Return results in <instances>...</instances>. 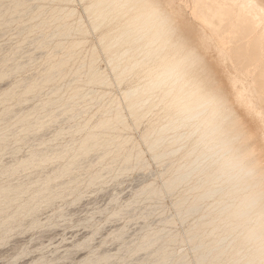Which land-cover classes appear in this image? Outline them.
I'll return each instance as SVG.
<instances>
[{
    "label": "bare ground",
    "instance_id": "1",
    "mask_svg": "<svg viewBox=\"0 0 264 264\" xmlns=\"http://www.w3.org/2000/svg\"><path fill=\"white\" fill-rule=\"evenodd\" d=\"M10 1L11 2H9V0L6 1L9 3L5 5V1L0 0V26L3 25L6 27V25L8 26L11 23H19L18 21L23 19V17L25 18V16H28L32 23L30 22V25L24 27V32H33L36 31V29L37 31L38 29L43 31L42 29L51 28L52 26L51 32H42V36L40 35L39 38L36 37L35 41L37 47H39V49L49 48L50 50L51 47L61 50H55V52L51 49L53 53H48V63H46V67L44 66V73L41 72L42 74H40L39 77L26 78L25 80L21 79V82L2 92L0 103L3 104L4 109L0 110V126L2 125L0 129V152H4L5 148L8 149L10 147L12 144H8L10 137H12V139L14 137L16 141H26V136L24 137L25 139L19 138L20 135H17L18 132L27 133L31 132L32 129L43 128L48 122L50 124L52 121L57 122V118L59 119L60 115H65V117L68 116L69 119L78 118V116L83 114L87 104L90 105L92 101H96L99 104L100 100L103 99L101 96L104 97L106 95L105 91V95L100 94L101 91L97 94L99 89L96 90V93L93 90V86L110 85L111 83L108 74L105 73L106 71L100 70L102 68H99L98 59L100 57V52L98 53L95 47L84 56L82 55L83 57L81 58V45L83 46V43H85V36L91 28H88L90 27L88 24H86L88 27L84 26V24L87 23L86 21L85 23L82 21L75 22L78 17L73 19V16H76L74 14L77 9L72 8L71 6L73 4L71 3L76 0ZM33 1H37L38 3L34 5L32 4ZM78 1L85 2L84 11L87 12L90 18L88 22L89 20L92 22L93 29L91 31L95 30L96 32L105 28L102 29L98 39L100 43H102V49L107 58L106 62L110 65L109 67H111V72L113 73L112 76H114L115 80L119 83L126 81L128 78L129 80L132 78L136 81V85L134 86H132L133 84L131 86L127 84L130 87L123 92L124 101L127 103L125 106L128 107V112H130L135 122H142L143 118L147 116V114L154 112L155 108L158 106H161V110L166 111L168 116L166 124L162 123L164 125L156 126L157 128L153 127L154 129L144 134L149 148H151L152 151L155 150L158 145L163 144L165 140H167V138L164 139L166 136L164 135L165 132L168 130L173 131L172 128L177 129L178 127L184 129L188 127V130L185 131L186 133H182L181 131L184 129L179 128V130H177L178 132L174 129V132L179 133L181 130L180 132L182 133L177 136L174 134V142L179 141V138H185L186 140V138L189 137L188 139H190V136L195 133H198V135L200 134L199 136L203 139L205 136H209L210 138L209 146L206 149L207 151H201L200 149L201 152H198L197 156L195 155V159L192 160V158H188L190 162L188 165L186 164V170L184 169V172L182 170L179 174L180 176L178 175L179 177L175 176V178L168 183V187H173L177 182L182 181L188 175L192 174V172H196L195 174H203L201 182L195 184L196 188L206 187L207 183H216V185L214 184L206 187L204 194H206L207 197L216 194L222 196L229 194L231 195L230 197L233 198L240 195V192L250 189V192H247L244 197L241 198L240 203L233 202L223 205L220 211L218 210L219 212L217 215L211 218L208 225L216 224L215 222H217V225H215L217 230L222 223L226 225H224L225 230H223V234H225L226 231L229 233L230 231L232 232V238L224 249L219 247V243L224 239L225 235L227 238V234L223 236L219 235V233L213 236V243L210 248L212 253L211 260L214 262V259H220V257L225 256L229 253V248L232 249L235 246L243 248V246H247L248 243H252L248 245L246 249L243 248L244 251L241 250L239 253L237 252L238 254H232L233 256L231 259L233 261H231V264H264V183L259 184L258 189L254 191L253 187L260 182L257 180L258 172L253 160H247L242 164L243 158H237L234 155L220 161L221 156H224L231 150H239L241 148V146L238 145V137L241 135L242 130L237 129L234 134H230V128L234 121V117H232L233 110L228 106L225 96L215 89L214 84L207 81V76H204L205 67L203 65V58L199 55L200 53L198 54L196 52L193 45L189 46L185 43V40L189 39H184L185 37L182 36V29H180L179 22L177 23L176 21V17L172 12L173 9H170V7L168 8L167 5L163 3V0ZM188 1H190V5L187 4ZM44 2L49 3V7L41 11L40 8L45 5ZM183 2H185L187 6H191L192 14L199 22L201 21L205 25V28L207 27L208 38H210L213 43L218 44L219 54L225 56V58L230 57L228 63H231L232 66L239 65L243 73L249 74V76H255L257 85L252 88V92L257 96L259 89L264 87V0H172L171 4L173 5V3H176L181 5ZM47 13H49V16L45 17ZM79 20L83 19L80 18ZM201 22L200 24H202ZM17 27L18 26H16V28ZM74 34H76V36L79 35L73 39L72 36L74 37ZM203 34L205 33L203 32ZM59 51H62L61 53L64 54H62L63 56L59 57V59H55L57 57L56 54H60H58ZM44 53H42V55ZM13 57L7 53L6 56H4V58L2 57L3 59L0 60L2 65L0 79H3L15 70L24 69L25 65L21 63H10L14 62ZM33 58L35 57L33 56ZM78 58H81L82 62L78 67L75 66L76 68H74L75 70L72 72V78H70L71 82L68 78L70 84H65L67 89L64 91V88L62 89L64 86L61 81L64 79L66 80L68 72H70L69 70L67 72L66 67L70 63V60ZM28 59H31V57ZM56 79H60L59 81L62 87L53 86L52 89L55 88L53 91L51 89V95L50 92L48 93L50 98L47 100L45 99L41 103L39 102L40 104L38 103V105H34V107H28L30 110L26 113H23L21 109V112L17 110L19 112L16 113L15 110V114L13 113V115H10L12 108L7 105L9 102L16 100L17 104H21L29 100L30 97H27L29 94H34L35 96V94L38 95L40 92L39 95H42L41 90L45 88V85ZM74 83L76 84L73 85ZM18 88H20V90ZM61 90H63L64 93ZM52 94H55L57 98ZM30 100L32 99L30 98ZM79 105H85L86 107L83 106L84 108L80 107V109H78L77 107ZM115 105L114 107L111 106L112 108L104 109V113H102L100 119L91 127L89 125L91 117L82 123L79 121L77 126L75 124V131L84 132V134L81 135L79 139L75 137L71 138V146L69 145L70 142L63 145L58 144L59 146L56 147L53 145V147L45 146L46 149L44 150H42L43 148L41 150L40 148L34 149L27 155L25 154L22 158H15V161L9 165H7L8 163L4 164L3 162L2 164L0 162V243H3L5 239L9 237L8 235L13 228L12 223L14 220L17 221L23 217L34 214L40 209L43 203L53 201V199L62 192L60 190L55 191L57 187L58 189H62L59 187V185L62 187L60 182L59 184L57 183L58 186H56V183L54 185L53 182L58 178L61 179V177L65 176L67 173L70 174L69 172L73 171L75 167H78L77 162H79V160L81 161V159H84L85 156L90 154L93 150L98 152L101 150V152L104 153L101 156L106 154L108 156L111 152L118 153L121 151L124 142H129L130 136L128 138L125 137L124 134L117 132L118 129H120V125L124 126L123 129H125L128 121L126 122L127 119H124L125 116L122 113L124 110H120V106L118 108ZM119 105H121V103ZM13 111L14 110H12V112ZM131 115L129 117H131ZM153 124L150 126H153ZM72 125L73 127H71V124L68 126L74 130V124ZM62 131L65 133L68 130L64 131V129H61V131L57 132V136H62ZM37 132L38 130L34 134ZM41 138L42 137H40V139ZM61 138L64 139L63 137ZM202 138L200 140L197 138L198 141L196 140L197 142L194 143L195 147L193 146L194 148H192V151H188L186 154L187 156L184 154L185 158L189 157L197 148H201L199 146ZM207 138L208 137H206V139ZM115 140H118V142L115 143ZM10 141L12 142L13 140ZM49 141L50 140H48V142ZM76 141V146L72 147ZM39 142L38 140V143ZM48 142L41 141L40 145H45V143ZM166 142L169 143V140ZM181 142H183V139ZM26 143L28 145V142H25V144ZM114 143L116 147H114L113 150L111 146L112 144L114 145ZM172 143L169 145L171 146ZM6 144H8L9 147H6ZM25 144L21 143V145ZM38 145L39 144L36 146ZM173 146H175V144ZM20 149L22 148L20 147L18 152ZM162 150H164V148H162ZM175 150H177V152L180 151H178V149ZM175 150L170 149L171 153H168L169 150L165 152L162 151V154L156 155L167 156V154L176 152ZM12 154L14 155V151ZM131 155L128 157H126L127 155L125 156V163H128L131 157L134 156ZM135 156L138 155L135 154ZM116 157L117 156H115V158ZM206 157H210L211 159L203 163L202 161L204 160L202 159ZM55 160H64V162L59 163V165L57 163V166L53 168V170L50 169L51 173H42V175L45 174V176L43 175L44 177L39 176V178L35 179L37 177L36 175L35 178H32L29 175L30 172L25 179L19 178L21 171L33 170V173L37 168L46 169L47 164L53 163ZM187 161L188 160H186V163ZM216 164V169L218 170H216L217 173L214 172L216 173L214 174L211 170L213 169L212 166H216ZM127 167L124 166V168ZM209 168L212 169L209 170ZM235 168L238 169L234 170ZM71 179L72 178H70V180ZM70 180L68 179V182ZM71 181L73 182L74 180ZM68 182L64 183L69 185L70 182ZM64 189H66V187ZM28 195L29 197L27 198ZM199 197L197 198L198 201L196 199L195 202L189 206V210L199 207L200 204L198 202L201 200V197ZM36 215L37 214H35V216ZM252 222L255 225H252V228L249 229L248 226L253 224ZM16 223L19 222L17 221ZM243 231L246 234L243 236V233V238H241L240 234ZM208 258V254L202 253L198 263H206Z\"/></svg>",
    "mask_w": 264,
    "mask_h": 264
},
{
    "label": "rangeland",
    "instance_id": "2",
    "mask_svg": "<svg viewBox=\"0 0 264 264\" xmlns=\"http://www.w3.org/2000/svg\"><path fill=\"white\" fill-rule=\"evenodd\" d=\"M3 1H5V5H8L7 3L11 2L10 0L9 2H6L8 0ZM171 2L172 0H163V3L167 5L168 8L170 7V9H173V11H171L176 17L177 23L179 22L178 24L180 29H182V32L181 30L180 32L183 34L182 36L185 37L184 39L190 40H185V43L189 46L193 45V47L196 49V52L198 54L200 53L199 55L203 58V65L205 67V72L203 71L205 75H203L205 77L207 76V81L214 84L215 89L225 96L228 106L233 110L232 117H234V121L230 128V134H234L237 129L242 130L241 135L238 137V145H240L241 148L239 150H231L224 156H221L220 161L234 155L237 158H243L242 164L247 160H253L255 162V168L259 176H257V180L260 182L253 187L255 191L258 189L259 184L264 183V87L259 89L257 96L254 95L252 88L256 87L257 85L255 76H249V74L243 73L239 65L232 66L231 63H228L230 57L225 58V56H221L219 54L220 52L218 44L213 43L211 39L208 38V29H206L207 27L205 28V25L201 21L200 22L203 25L200 24L199 20H197L192 14L191 6H189L190 1L187 3L189 4L188 6L185 2H183L181 5L176 3H173L172 5ZM37 3V1H33L32 4L35 5ZM44 3L47 6L44 5L41 7V11L42 9L44 11V8L46 9L49 7V3ZM84 3L85 2H80L78 0L71 3L73 4L71 7L77 9L76 13L74 14L76 16H73V19H76L77 17L79 19L82 18L83 20H79L77 18L79 21L75 20V22L82 21L85 23L86 21L87 23H85L84 26L88 27L86 26V24H88L90 26L88 28H91V31L93 29L92 22L90 20L88 22V19L90 18L87 12L84 11ZM48 14L49 13L44 16L47 17L49 16ZM18 22L19 23H11L8 26L6 25V27L3 25L0 26V60H2L8 53L12 57L13 55L15 57H13L14 62L10 63H21L25 66L24 69H18V71L15 70L11 72L8 76H6L8 78L4 77L3 79H0V99L2 98L3 91L12 88V86L21 82V79L25 80L26 78H36L39 77L40 74L44 73V68L47 65L46 63H48V53H53L55 50H61L59 48L54 49L50 47L49 50V48L39 49V47H37V43L35 41L36 37L39 38L42 32H51L52 26L51 28L48 26L49 28L42 29L43 31L40 29L37 31L36 29V31H25V33L24 27L26 25H30L32 22L29 20L28 16H25V18L23 17V19ZM16 26L18 27L16 28ZM102 29L96 32L95 30L91 32L89 31L86 34L85 43H83V46L81 45V58L87 54V52L93 50V47L98 50V53L100 52V57L98 59V65L100 66L99 68H102L100 70L106 71L105 73L108 74L109 81L111 80V83L110 85H94L93 90L97 93L96 90L99 89L97 94H99L101 91L100 94L105 95L104 93L106 92V95H108H105L104 97L101 96L103 99L100 100V105L96 101H92L93 104H87V107L85 105H79L77 107L78 109L83 106L86 107L83 114L78 116L79 119L76 117L72 119L70 118V120L68 116L65 117V115H63V117L60 115V118H57V122L52 121L51 124L48 122L43 128L32 129L31 132L27 133L20 132L21 134L18 132L17 135H20L19 138H24L26 136L25 142H28V145L27 143L25 144V142L14 140V137L13 139L10 137L8 144H12L10 147L8 144H6L5 146H8L9 148H5L4 152H0L1 155L3 153V155H5H2V157L0 155V162L2 164L3 162L4 164L8 163L7 165H9L15 161V158H22L25 156V154L27 155L31 150L34 149L40 148L41 150L43 148L42 150H44L46 147H51L52 145L56 147L66 143L68 144V142H70L69 145L71 146V138L75 137L79 139V137L84 134V132L81 133L75 131V124L77 126L79 121L82 123L91 117L92 120L90 119L89 125L90 127L95 125V123L102 116V113H104L103 110L110 108L111 106L114 107L115 103L116 107L119 108L120 106V110H124L122 111L123 115L125 116L124 119H127L126 122L128 121V125L126 124L125 129H123L124 126L120 125V129H118L117 132L124 134V136L128 138L130 136L129 142H124L120 152H111V154L109 153L108 156L107 154L104 155L105 158L104 156H101L104 154L101 152V150L99 152L96 150L91 151L90 154L85 156L84 159H81V161L79 160V162H77L78 167H75L73 171L69 172L70 174L67 173L68 175L66 174L65 176L61 177V179L58 178L55 180L53 184L55 185L56 183V186H58L57 183L59 184L60 182L62 187L60 185L59 187L62 189H58L57 187V189L54 190H60L62 192L59 191L60 194H58L57 197L53 199V201H49V203H43L40 206V209H38L34 214L17 220L19 223H16L17 221L14 220V222H16L12 223L13 228L11 232H9V237L6 238L3 243H0V264H199V257L202 253L208 254L209 257L207 262L203 264H231V261H233L231 259L233 256L232 254H238L241 250L244 251V249H246V247L252 243H248V245L245 247L243 246L244 249L240 246H235L232 249L228 247L229 253L226 254L227 256L225 255L226 257H220V259L213 258L215 262L214 263L213 260H211L212 253L210 251L211 245L213 243V236L215 234L218 235L219 233V235L223 236L227 234V238L225 235L224 239L219 243V247L224 249V247H227L232 238V232L230 231L229 233L226 231L227 233L225 232V234H223V230H225V224L223 225L221 223L220 226L222 227L219 226V229L217 228V230L215 227L217 222H215L216 224H208L211 221V218H214V216L217 215L223 205L231 204L233 202L240 203L241 198L244 197L247 192H250V189L240 192V195L233 198L230 197L231 195L229 194L223 196L216 194L214 196L207 197V195L204 194L206 187L209 185H216V183L213 182V184H211V182L207 183L206 187L204 186L202 188H196L195 184L201 182L203 179V174H195L196 172H192V174L188 175L182 181L177 182V184H175L173 187H168V183L173 178H175V176L179 177V174L182 172V170L183 172L184 169L186 170L185 166L189 164V159H195L198 152L204 151L208 148L210 138L209 136H205L203 139L199 136L200 134L198 135V133H195L194 135L190 136V139H188L189 137L186 138V140L185 138H179V141L174 142V134L176 136L181 135L186 130H188V127H186V129L178 127L177 129L174 128L175 131L179 130V128L184 129L182 131L180 130L182 133L180 131L179 133H177L178 131L174 132L173 128V131L168 130L165 132L164 135L166 136L164 139L167 138L169 143H167V140H165V142L158 145L155 150L152 151L151 148H149V145L144 138V134L160 125L162 126L166 124L168 121V116L166 111L161 110V106H158V110L155 108L156 111L154 110V112L147 114V116L143 118L142 122H140L141 124L135 122L130 112H128V107L125 106L127 103L124 101L123 92L132 84V86L136 85V81L135 79L131 78L129 80L128 78L126 81L119 83L117 80H115L114 76H112L113 73L111 72V67H109L110 65H108V62H106L107 58L102 49V43H100V40L98 39ZM203 32L205 34H203ZM77 36L74 34V37L72 36V38L74 39ZM51 49H53V51ZM61 52L62 51L58 52V54L60 53V56L56 54L57 57L55 59H59V57L63 56L62 54L64 53ZM42 53L44 54L42 55ZM33 56L35 58H33ZM29 57H31V59H28ZM81 58L72 59L69 61L70 63L67 65L68 68L66 67V70L67 72L68 70L70 72H68L66 80L64 79L61 81L64 87H62L59 81L60 79H56L55 81L46 84L47 86L45 85V88L42 89L43 91L41 90L42 95H39L40 92L38 95L35 94L36 97L34 94H29L27 97H30L32 100L29 98L27 102L25 101L26 103L24 102L17 104L16 100L9 102L7 105L10 106L12 110H14L13 112L11 110L10 115H13V113L15 114V110L17 113L21 109L23 113H26L28 110H30L28 107H34V105H38L39 102L41 103L45 99L47 100L50 98L48 93L55 85V87H62V89L64 88L63 90L66 91V85L70 84L71 82L70 78H72V72L75 70L74 68L78 67L82 62ZM1 67L2 65L0 63V70ZM68 78L70 79V82ZM133 80L135 81V84ZM75 84L76 83L73 85ZM18 89L20 90V88ZM63 90L61 91L64 93ZM52 95L57 98L55 94ZM118 103H121L122 106ZM3 109V104L0 103V110ZM130 115L131 117H129ZM70 124L71 127H73L72 124H74V130L69 127ZM152 124L153 126H150ZM39 129L42 130L40 131ZM61 129L68 131L65 133L62 131V136H57V132L61 131ZM33 130L35 132L38 130L39 133L37 132L34 134L35 132ZM40 137L42 138L40 139ZM206 137L209 139H206ZM197 138L199 140L202 138L201 144L199 142V147L201 148H197V152L194 150L195 152L193 151L189 157L185 158L188 151H192V148L195 147L194 143L198 141ZM182 139L183 142H181ZM10 140H13L14 143ZM38 140L40 142H48V140H50L51 142L49 141L48 143H45V145H40ZM116 142H118V140H115V143ZM172 142L175 144V146H173L174 144ZM21 143L25 144L26 146L21 145ZM32 143L35 147L32 145ZM115 143L114 145L112 144V146L110 145L113 150L114 147H116ZM170 143H172L171 146L169 145ZM37 144L39 145L36 146ZM76 144L77 141L74 145H72V147L76 146ZM20 147L22 149H20L18 152ZM162 148H164V150H162ZM170 149H178V151H180L177 152V150H175L176 152L173 154H167V156L160 155V157L156 155L162 154L167 150H169L168 153H171ZM13 151L14 155L12 154ZM129 152H131L132 155ZM135 154L138 156H135ZM129 155H134L136 158L133 156L131 157L132 160L130 159L128 163H125V158ZM115 156L117 157L115 158ZM208 158L206 157V160L203 158L202 160L204 161L202 162H208V160L211 159L210 157ZM186 160H188L187 163ZM62 162H64V160H55L53 163L47 164L46 169L37 168L36 171H34L35 173H32L33 170L24 172L21 171L19 178L25 179L27 174L31 172L29 174L30 177L35 178L37 175L35 178L37 179L39 176H45L47 172L51 173L50 169L53 170V168L57 166V163L59 165V163ZM123 165L125 167L128 165V167L124 168ZM213 166L212 168L214 170L209 168V170L212 169V173L218 170L216 169L217 164L216 166ZM39 169L44 171L41 172ZM237 169L238 168H235L234 170ZM42 173L45 174L42 175ZM70 178H72L71 180H74L75 182H72ZM68 179L71 182L69 181L70 184L66 185L64 182H68ZM64 186L66 189H64ZM199 196L201 197L200 202H198L200 204L199 207L189 210V206L193 204V202H195ZM28 197L29 195L27 198ZM35 214L37 215L35 216ZM252 225L254 226L255 224H250V226H248L249 229L252 228ZM245 232H241V238H243V233V236H245L247 233Z\"/></svg>",
    "mask_w": 264,
    "mask_h": 264
}]
</instances>
